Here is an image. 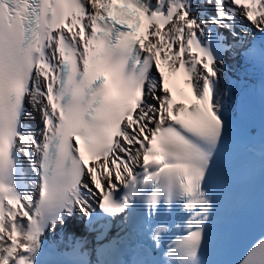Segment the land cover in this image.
Here are the masks:
<instances>
[{"label": "snow or ice", "instance_id": "1", "mask_svg": "<svg viewBox=\"0 0 264 264\" xmlns=\"http://www.w3.org/2000/svg\"><path fill=\"white\" fill-rule=\"evenodd\" d=\"M228 58L264 75V0H0V264H222ZM245 149L264 204V128Z\"/></svg>", "mask_w": 264, "mask_h": 264}, {"label": "bare ground", "instance_id": "2", "mask_svg": "<svg viewBox=\"0 0 264 264\" xmlns=\"http://www.w3.org/2000/svg\"><path fill=\"white\" fill-rule=\"evenodd\" d=\"M237 71H238L237 68H230V69H227V71H226V75L222 78V81H223V80L230 81V86H233L234 89H237L238 87H236V85L234 86V85L231 83L230 76H234L235 73H236ZM26 122L32 124V125L35 127V124H36V123H39V114H38V113L36 114V119H35V120H27Z\"/></svg>", "mask_w": 264, "mask_h": 264}]
</instances>
